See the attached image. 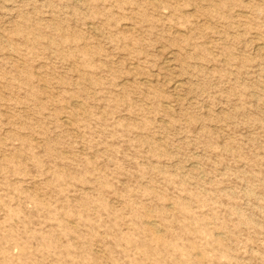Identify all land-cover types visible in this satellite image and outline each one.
I'll return each mask as SVG.
<instances>
[{
    "label": "rangeland",
    "instance_id": "1",
    "mask_svg": "<svg viewBox=\"0 0 264 264\" xmlns=\"http://www.w3.org/2000/svg\"><path fill=\"white\" fill-rule=\"evenodd\" d=\"M0 264H264V0H0Z\"/></svg>",
    "mask_w": 264,
    "mask_h": 264
}]
</instances>
